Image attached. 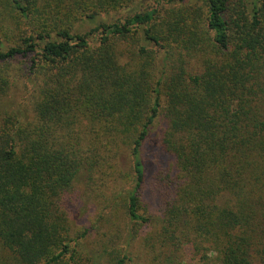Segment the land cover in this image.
Returning a JSON list of instances; mask_svg holds the SVG:
<instances>
[{
    "label": "trees",
    "instance_id": "1",
    "mask_svg": "<svg viewBox=\"0 0 264 264\" xmlns=\"http://www.w3.org/2000/svg\"><path fill=\"white\" fill-rule=\"evenodd\" d=\"M3 1L0 63L26 59L37 87L34 123L0 132V264H101L103 252L78 249L90 230L71 238L59 204L88 166L77 139L90 142L93 161L101 148L127 153L125 217L147 223L145 145L159 116L152 264H179L185 247L200 264L211 254L218 264H264V0ZM127 8L123 19L73 32ZM122 41H131L126 64L115 49ZM185 56H198L199 72ZM131 262L123 254L114 264Z\"/></svg>",
    "mask_w": 264,
    "mask_h": 264
},
{
    "label": "rangeland",
    "instance_id": "2",
    "mask_svg": "<svg viewBox=\"0 0 264 264\" xmlns=\"http://www.w3.org/2000/svg\"><path fill=\"white\" fill-rule=\"evenodd\" d=\"M150 3L151 0H137L134 6L139 4L146 6ZM4 5V1L0 0V12L3 15L6 13V9L3 10ZM130 8L102 13L94 21L83 19L74 24L73 32L85 34L98 25L123 19L131 12ZM2 22L0 21V24ZM2 27L3 30L8 28L7 24H3ZM97 37L96 35L89 37L93 48L98 44ZM129 44L131 46V41H122L115 48L121 52L120 62L122 64L128 63L130 59L127 50ZM148 48L157 52L152 45H148ZM156 55L158 56L155 66L157 71L161 68V57L157 53ZM183 60L188 63L187 70L190 73L200 71L198 56H185ZM26 70V59L0 63V132L16 122L24 126L35 120L32 91L37 85L27 79ZM86 123L87 121H83L82 129H85ZM165 128L166 123L162 116H159L150 129L145 145V161L150 174H153L151 179L147 180L145 193L140 198L139 213L149 218V221L136 226H131L125 217L126 194L132 187L131 163L127 153L121 150L112 155L101 148L98 159L93 161L89 154L90 142L77 139L80 142V148L83 146L84 156L82 158L87 161L88 166L81 168L72 188L64 194L59 204L67 218L71 238L75 239L82 232L90 230L78 244V249L82 250L83 255L103 252L101 264H114L116 259L123 254L128 255L132 260L128 264H152L151 259L158 255L159 243L156 233L161 219L162 201L160 194L158 197L154 194V187H156L154 174L157 172L155 168L157 163L151 161L149 155H151L154 143L160 142ZM83 135L86 137L85 133ZM152 248L156 249L154 255L151 252ZM183 249L182 253L176 254L177 257L179 256V264H200L197 257L193 258L191 248ZM165 251L167 252L165 255L169 254L168 250ZM209 257L208 264H218L211 260L212 254Z\"/></svg>",
    "mask_w": 264,
    "mask_h": 264
}]
</instances>
